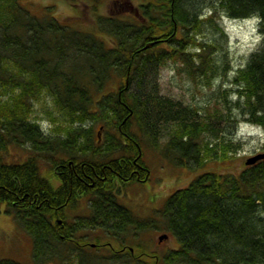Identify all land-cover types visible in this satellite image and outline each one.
<instances>
[{"label": "trees", "instance_id": "obj_1", "mask_svg": "<svg viewBox=\"0 0 264 264\" xmlns=\"http://www.w3.org/2000/svg\"><path fill=\"white\" fill-rule=\"evenodd\" d=\"M25 1L0 0V214L5 210L29 235L34 263L77 256L79 264H95L86 257L94 249L72 242L106 238L100 264H146L144 256L153 261L148 264H264V160L236 174L207 169L230 158L232 142L212 144L204 134L219 130L199 120L196 109L160 95L157 79L170 61L195 81L208 77L215 45L198 42L203 25L220 10L232 19L257 15L264 35V0H217L209 17L196 0H144L139 9L119 0L129 11L112 6L86 32L61 22L54 6H40L38 15ZM193 46L199 53L190 52ZM234 83L238 123L264 128V43ZM45 96L62 116L49 112L55 125L49 136L33 117L34 101ZM168 124L176 128L162 148L161 128ZM145 144L194 176L144 218L119 200L121 188L150 180ZM12 146L31 154L9 163ZM41 162H49L50 173ZM81 201L86 214L75 215ZM86 230L94 236H78ZM156 231L168 232L178 247L149 252L141 240Z\"/></svg>", "mask_w": 264, "mask_h": 264}, {"label": "rangeland", "instance_id": "obj_2", "mask_svg": "<svg viewBox=\"0 0 264 264\" xmlns=\"http://www.w3.org/2000/svg\"><path fill=\"white\" fill-rule=\"evenodd\" d=\"M116 1L119 0H100L98 4H96V0L95 2L94 0H26L25 2L31 6L29 10L32 9L38 15L41 14L40 6L42 8L54 6L52 12L61 22L68 23L72 27L86 32L93 30V22L96 18L110 16L112 6L113 9L123 11V13L129 11L128 5L123 6L119 3L116 5ZM128 1L132 2L130 4L137 9L141 4H144V0H125L127 4ZM196 1L203 17L211 16L209 7L217 0ZM122 2L124 3V1ZM96 5L98 7H95ZM73 7L81 9L84 13L80 10L74 11ZM129 17L125 16V19H129ZM259 23L260 20L257 15L251 16L249 19H232L227 17L222 10L218 11L213 23L207 21L198 36L199 43L215 45L211 54L212 60L214 59L212 61L213 69L208 72V77L195 81L185 70L184 65L174 61H170L166 66H163L160 74H158L160 95L181 102L186 107L196 109L199 120L210 123L219 130V133H216L217 135H212L211 132L204 134L212 144L215 145L219 141L223 143L232 142L233 147L229 152L230 158L225 163L211 162L206 167L207 169H218L222 172L231 171L236 174L244 169L247 159L264 153V128L247 122L238 123L239 118H237V115L240 114L241 107L234 83L239 71L247 66L252 55L264 43V35L260 32ZM218 27H221L223 32L219 31ZM99 36L105 40H111L104 35ZM198 48L200 49V47H190V52L199 53ZM195 59L198 60L197 57ZM114 83L115 80L110 81V84L113 85ZM33 107L34 119L43 126V130L45 129L46 135L49 136L48 131L55 128L54 123L50 121L49 112L51 111L53 116L59 117V119L62 116L59 111H56L52 99L47 96L34 101ZM221 117H223V120ZM100 126L101 124H98L95 127V134L99 132V139L102 135L101 130H99ZM175 128L176 126L172 124L163 125L161 128V134L163 135L159 139V145L162 148L170 140ZM143 148V158L148 168H150V180L144 184H141V182L132 183L127 188H121L122 196L119 201L129 207L136 215L145 218L154 216L155 211L163 207L170 194L188 186L194 174L191 171L175 167L162 157L160 151L154 150L155 147L145 144ZM9 154L8 162L12 163L25 162L31 153L28 148L12 146ZM41 167L44 173H50L49 162H41ZM140 178L146 180L144 176H139ZM50 180L55 186H59L55 176H52ZM78 203H80V208L79 212H74L75 215L86 214V202L81 201ZM95 233L101 235L98 232ZM78 234V236H94V233L89 230ZM164 234L168 235V238L159 243V237ZM87 240L94 245L93 238ZM141 241H144L147 249H150L149 252L152 253L156 250L160 255L178 247L177 240L166 231L150 232ZM107 242L111 241L104 238L101 243L104 245ZM126 246L134 252L133 241H129ZM95 250V252L87 251L88 256L86 257L93 258L96 261L95 264H100L101 258L107 254L101 251H106V249L102 247ZM32 257L31 238L22 227L18 226L14 218L4 210L0 214V260L10 259L21 264H35ZM104 261L105 259H102L103 264ZM142 261L146 264L153 262L150 261L148 256H144ZM56 263L79 264V259L76 256L70 262L60 261Z\"/></svg>", "mask_w": 264, "mask_h": 264}, {"label": "water", "instance_id": "obj_3", "mask_svg": "<svg viewBox=\"0 0 264 264\" xmlns=\"http://www.w3.org/2000/svg\"><path fill=\"white\" fill-rule=\"evenodd\" d=\"M153 45H154V43H150L147 45V48L152 47ZM261 160H264V153H260V154L253 156V157H250L249 159H247V161L245 163L247 166H253ZM60 223H61V221H60ZM167 238H168V235L164 234V235H161L158 240L160 242H162Z\"/></svg>", "mask_w": 264, "mask_h": 264}, {"label": "flooded vegetation", "instance_id": "obj_4", "mask_svg": "<svg viewBox=\"0 0 264 264\" xmlns=\"http://www.w3.org/2000/svg\"><path fill=\"white\" fill-rule=\"evenodd\" d=\"M73 169V168H72ZM73 244H75L79 249H83V251L86 252V249L88 248H92V249H99L101 247H103L104 245L102 243H97V242H94V245L93 244H90V242L86 239V242H83V243H80V242H76L74 240V242H72ZM87 249V250H88ZM89 251V250H88Z\"/></svg>", "mask_w": 264, "mask_h": 264}]
</instances>
